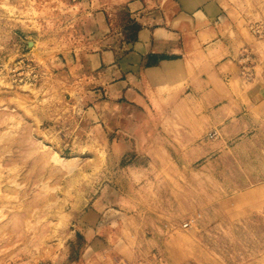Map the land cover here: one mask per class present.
<instances>
[{
    "label": "rangeland",
    "instance_id": "rangeland-1",
    "mask_svg": "<svg viewBox=\"0 0 264 264\" xmlns=\"http://www.w3.org/2000/svg\"><path fill=\"white\" fill-rule=\"evenodd\" d=\"M228 2L248 45L118 109L91 56L133 25L0 0V264H264V0Z\"/></svg>",
    "mask_w": 264,
    "mask_h": 264
},
{
    "label": "crops",
    "instance_id": "crops-1",
    "mask_svg": "<svg viewBox=\"0 0 264 264\" xmlns=\"http://www.w3.org/2000/svg\"><path fill=\"white\" fill-rule=\"evenodd\" d=\"M71 1L82 9L99 12L95 15L99 35L110 32L112 22H107L106 16L117 17L118 24L121 22L126 28L137 26L134 41L125 44L121 53L105 49L91 56L94 68H102L104 78L107 79V74H117L108 85L106 100L118 109L150 100L146 95L148 80L157 82L160 76L185 74L192 71L191 66H195L193 71H216L223 58L237 55L239 47L249 42L247 37L238 36L234 24L228 22L232 8L228 0ZM115 36L123 39L125 33ZM232 41L240 42L232 44ZM207 56L212 59L209 69ZM201 61H204L203 69L198 64ZM249 84L241 100L259 98L258 85ZM225 99L229 98L219 96L215 100Z\"/></svg>",
    "mask_w": 264,
    "mask_h": 264
},
{
    "label": "trees",
    "instance_id": "trees-1",
    "mask_svg": "<svg viewBox=\"0 0 264 264\" xmlns=\"http://www.w3.org/2000/svg\"><path fill=\"white\" fill-rule=\"evenodd\" d=\"M132 29L134 30V34H135V32H136V30H137V26L133 25ZM132 41H133V40H132Z\"/></svg>",
    "mask_w": 264,
    "mask_h": 264
},
{
    "label": "water",
    "instance_id": "water-1",
    "mask_svg": "<svg viewBox=\"0 0 264 264\" xmlns=\"http://www.w3.org/2000/svg\"><path fill=\"white\" fill-rule=\"evenodd\" d=\"M29 45V44H28Z\"/></svg>",
    "mask_w": 264,
    "mask_h": 264
}]
</instances>
